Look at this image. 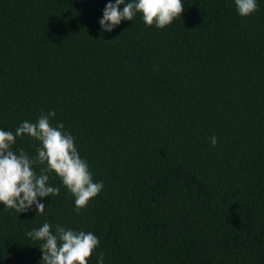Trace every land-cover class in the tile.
Returning a JSON list of instances; mask_svg holds the SVG:
<instances>
[{"label": "trees", "instance_id": "1", "mask_svg": "<svg viewBox=\"0 0 264 264\" xmlns=\"http://www.w3.org/2000/svg\"><path fill=\"white\" fill-rule=\"evenodd\" d=\"M108 2L0 0V130L55 111L104 184L79 214L54 174L43 215L0 204V264H40L26 232L46 221L99 238L88 264H264V0L247 17L182 0L164 29L138 13L111 32Z\"/></svg>", "mask_w": 264, "mask_h": 264}, {"label": "clouds", "instance_id": "2", "mask_svg": "<svg viewBox=\"0 0 264 264\" xmlns=\"http://www.w3.org/2000/svg\"><path fill=\"white\" fill-rule=\"evenodd\" d=\"M237 14L250 16L258 11L257 0H234ZM123 5L120 9L119 6ZM182 0H115L108 2L99 25L111 32L122 21H132L139 13L146 26L164 29L181 18ZM55 111H41L35 122L23 121L13 131L0 130V204L17 214L35 206L36 214L43 215L45 204L38 198L59 195L60 188L49 184L50 176L58 177L74 198V211L79 214L89 201L104 188L102 181H94L89 165L80 157L75 138L64 130L63 122L52 125ZM27 135L39 143L34 145L36 155L30 157L23 148L16 149L17 137ZM215 146L217 137L211 136ZM39 167V172L36 171ZM55 227V231L52 229ZM33 241H41L42 264H88V259L99 246V238L92 232L66 229L47 221L39 228L26 232ZM101 252L96 264H103Z\"/></svg>", "mask_w": 264, "mask_h": 264}]
</instances>
